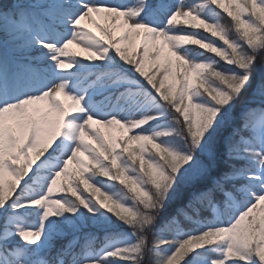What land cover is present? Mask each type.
<instances>
[{
	"label": "snow or ice",
	"instance_id": "snow-or-ice-1",
	"mask_svg": "<svg viewBox=\"0 0 264 264\" xmlns=\"http://www.w3.org/2000/svg\"><path fill=\"white\" fill-rule=\"evenodd\" d=\"M0 264H264V0H0Z\"/></svg>",
	"mask_w": 264,
	"mask_h": 264
},
{
	"label": "rangeland",
	"instance_id": "rangeland-1",
	"mask_svg": "<svg viewBox=\"0 0 264 264\" xmlns=\"http://www.w3.org/2000/svg\"><path fill=\"white\" fill-rule=\"evenodd\" d=\"M93 31H95V29H93ZM136 43L138 44L139 41H136ZM73 50H74V51H77V52L80 51L78 48H75V46H73ZM81 55H83V53H82ZM115 134H116V135H119L120 133H119V132H116Z\"/></svg>",
	"mask_w": 264,
	"mask_h": 264
}]
</instances>
